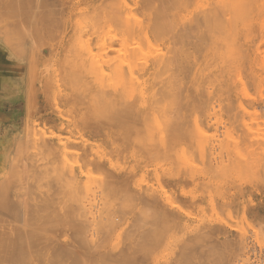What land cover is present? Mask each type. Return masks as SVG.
Returning a JSON list of instances; mask_svg holds the SVG:
<instances>
[{
  "label": "rangeland",
  "instance_id": "rangeland-1",
  "mask_svg": "<svg viewBox=\"0 0 264 264\" xmlns=\"http://www.w3.org/2000/svg\"><path fill=\"white\" fill-rule=\"evenodd\" d=\"M82 206L81 264H264V0H0V253L52 264Z\"/></svg>",
  "mask_w": 264,
  "mask_h": 264
},
{
  "label": "bare ground",
  "instance_id": "bare-ground-1",
  "mask_svg": "<svg viewBox=\"0 0 264 264\" xmlns=\"http://www.w3.org/2000/svg\"><path fill=\"white\" fill-rule=\"evenodd\" d=\"M158 15V14H157ZM162 15V14H161ZM126 17V16H125ZM161 17V16H160ZM186 17V16H185ZM221 17H220V11H214V12H212V13H209V14H203L202 15V17L201 18H199L198 20H197V18H196V21H193V23H191L192 21H190V23L191 24H189V22H188V24L187 25H189V26H187V30H185L184 31V33H182V36L181 35H179V36H181V37H179V39L177 38V40H179L177 43H178V45H177V47L175 48V50H176V52H175V54H177L178 56L182 53V54H185V53H183L185 50H184V48L186 49L187 48V46H189V45H187V44H191V40H189L190 38H189V34H190V37H191V34L192 33H194V32H197V33H201V30H202V28H203V26H210L211 24H215V23H217V22H220L221 21V19H220ZM135 18H132V21L134 20ZM125 20V21H124ZM123 21V23H127L128 24V27H130V28H134V24H135V22L133 23L130 19H124ZM138 20V19H137ZM193 20V19H192ZM140 21V20H139ZM142 21V20H141ZM132 22V23H131ZM157 22V21H156ZM159 23V22H158ZM165 23L166 22H164V25H165ZM136 24H137V21H136ZM191 25V26H190ZM125 26H127V25H125ZM138 26V25H137ZM167 26V25H166ZM165 26V27H166ZM185 26V27H186ZM163 29V28H162ZM157 30H159V29H157ZM165 30H166V28H165ZM183 31V30H182ZM162 32H164V31H162ZM181 32V31H180ZM177 35V34H176ZM196 35H199V34H195V35H193L194 37L196 36ZM192 36V37H193ZM173 37V36H172ZM192 37H191V39H192ZM175 38V37H174ZM197 38H198V36H196V40H197ZM195 40V39H194ZM174 41V40H173ZM175 42H176V39H175ZM195 42V41H194ZM194 42H192V44L194 43ZM173 44H174V42H173ZM195 44V43H194ZM193 44V45H194ZM186 46V47H185ZM138 47H139V49L141 50V48H140V46H136V48L138 49ZM173 47V46H172ZM139 49H138V51H139ZM127 50V49H126ZM129 50V49H128ZM133 50H135V48H133ZM171 50H173V48L171 49ZM131 51V50H130ZM129 51V52H130ZM137 52V50H135L134 51V53H136ZM140 53L142 52V50L141 51H139ZM173 52V51H172ZM128 53V52H127ZM130 53H132V51L130 52ZM133 53V54H134ZM143 53V52H142ZM171 53V52H170ZM189 54V53H188ZM173 55V54H172ZM177 55H175L176 56V58H177ZM186 55V54H185ZM129 56H132V54L130 55L129 54ZM141 56H142V54H141ZM174 56V55H173ZM172 56V59H174V57ZM171 57V56H170ZM169 57V58H170ZM180 58H181V56H179ZM184 57V56H183ZM187 57V56H186ZM185 58V57H184ZM171 59V58H170ZM170 59H168V60H170ZM171 59V60H172ZM168 60H167V62H168ZM181 60V59H180ZM188 60H189V57H188ZM147 61V60H146ZM174 61V60H173ZM173 61H172V63H173ZM183 61H184V59H183ZM182 62V61H181ZM180 62V63H181ZM186 62V61H185ZM171 63V61H170V65L172 64ZM168 64H169V62H168ZM186 64V63H185ZM187 65V64H186ZM163 67H161V68H164L165 66H166V64H165V66H164V64L162 65ZM168 66V65H167ZM173 66V65H172ZM176 66H177V64H176ZM183 66V65H182ZM169 67V66H168ZM169 68H171V67H169ZM179 68V67H178ZM180 68H182L181 67V65H180ZM165 69H167V68H165ZM165 69H164V72H165ZM175 69H176V67H175ZM183 69H185V68H183ZM188 69V68H187ZM163 70V69H162ZM170 70V69H169ZM173 70V69H172ZM157 71V70H156ZM160 71V70H159ZM167 71V70H166ZM176 71V70H175ZM177 71H178V69H177ZM179 71H181L180 69H179ZM184 71V70H183ZM158 72V71H157ZM173 72V71H172ZM185 72V71H184ZM162 73V72H161ZM174 73V72H173ZM176 73V72H175ZM178 73H180V72H178ZM182 73V72H181ZM154 74V73H153ZM177 74V73H176ZM139 75V73H137L136 71H133V70H131V69H129V70H127V68L125 67V92L127 93V91H128V88H131V84H132V82H130L129 80L130 79H136V77ZM156 75H157V73H156ZM158 75H159V73H158ZM157 75V76H158ZM173 75V74H172ZM175 75V74H174ZM179 75V74H178ZM182 75V74H181ZM184 75V74H183ZM153 76V75H152ZM184 76H186V75H184ZM159 77V76H158ZM181 77V76H180ZM176 79V78H175ZM148 80H149V82L150 81H152L151 80V75H150V78L149 79H147V81H146V86H147V83H148ZM157 80V79H156ZM156 80H154V81H156ZM178 80H180V79H178ZM122 81L124 82V80L122 79ZM169 81V80H168ZM171 81V80H170ZM175 82H176V80L174 81V84H173V87H174V85H175ZM182 82H183V80H182ZM181 82V83H182ZM173 83V82H172ZM180 83V82H179ZM164 85L161 87V88H163L165 85H167V84H165V83H163ZM168 85H170V84H168ZM181 85V84H180ZM152 86V85H151ZM194 86V85H193ZM151 87H149V89H150ZM167 88H168V86H167ZM167 88H166V90H167ZM174 89V88H173ZM169 90V89H168ZM167 90V91H168ZM172 90V89H171ZM163 92H165L164 90H162ZM175 91V90H174ZM172 93V92H171ZM175 93V92H174ZM174 95H176V94H173V96ZM175 97V96H174ZM181 101V100H180ZM179 101V102H180ZM177 103H178V100H177ZM45 147H46V145H45ZM48 147L50 148V146H49V144H48ZM48 147H47V149H48ZM52 147V146H51ZM51 149V148H50ZM52 150V149H51ZM48 153H50L49 151H48ZM52 153V152H51ZM63 168H61V170H62ZM65 169H67V168H65ZM64 169V171L62 170L61 171V173H62V175H64L65 177L66 176H70V177H75L74 176V172H72V170H70V169H67V170H65ZM72 169V168H71ZM74 169V168H73ZM70 170V171H69ZM74 173V174H73ZM107 173H110V172H107ZM112 171H111V173L110 174H108L107 176H108V178H109V182H110V180H112L111 182L113 183H115V181L112 179L113 177H115V176H111L110 177V175H112ZM72 174H73V176H72ZM76 175V174H75ZM115 180H116V178H115ZM117 182V181H116ZM226 204V206H228L229 204L228 203H225ZM228 204V205H227ZM93 206V205H92ZM223 206H224V204H223ZM83 208H85V207H80L78 210H79V212L81 213L82 211H84L83 210ZM81 210V211H80ZM165 211V210H164ZM164 211H163V215H165L164 216V220L163 221H166L165 220V217H167V213H165L164 214ZM86 212V211H85ZM85 212H82L84 215V218H85V215H90V214H85ZM81 213V214H82ZM158 213V212H157ZM161 213V212H160ZM92 214V213H91ZM12 215V214H11ZM10 215V216H11ZM162 215V214H161ZM81 216V215H80ZM93 216V215H92ZM159 216V215H158ZM157 216V217H158ZM12 217V216H11ZM10 217V218H11ZM109 217V216H108ZM160 217V216H159ZM159 217H158V219H159ZM171 217V216H170ZM81 218H82V216H81ZM83 218V219H84ZM94 218V217H93ZM111 218V217H110ZM115 218V217H114ZM144 218V217H143ZM142 218V219H143ZM153 218V217H152ZM14 219V218H13ZM113 219V218H112ZM146 219V218H145ZM170 219H172V218H170ZM86 220H87V218H85V220H83V221H80V220H78L77 221V223H76V229L77 230H74V232L76 233H74V234H72V236L74 237L73 238V240H74V242H71V247H70V245L69 246H65V247H67V248H64V247H60L61 249H58L59 247V245L57 246L58 248H55L56 250V252L55 251H53L52 250V252H55L56 253V255H54L53 254V257L55 256V258H52L53 259V261H48V262H53L52 264H63L64 262L66 263L67 262V259L68 258H74L75 260L77 259V261H75V262H73L72 260H71V262H73V264L74 263H76V262H78V264H81V263H79V261H83V262H86V261H84V259L86 260V257H84V255H83V253H81L80 251H79V249L80 248H84V250L85 249H87V248H90L91 249V247L94 245V242L99 238V237H96L97 239H94V237L93 238H89V237H87L86 236V234L87 233H89L87 230H89V228H87V227H90V226H93L92 224H91V222L89 223V221H87L86 222ZM99 220V219H98ZM98 220H97V222H98ZM107 220V219H106ZM144 220V219H143ZM168 220V219H167ZM174 220V217H173V219H172V221ZM94 221H95V219H94ZM104 221V220H103ZM108 221V220H107ZM112 221V220H111ZM160 221H162L161 219H160ZM138 222V221H137ZM166 222H170V221H166ZM174 222V221H173ZM172 222V223H173ZM104 223V222H103ZM107 223V222H106ZM141 223V222H140ZM140 223H139V225H140ZM145 223V222H144ZM147 223V222H146ZM156 223V222H155ZM158 223V222H157ZM97 224H99V223H97ZM154 224V223H153ZM171 224V223H170ZM104 225V224H103ZM157 225V224H156ZM156 225L154 226V227H156ZM164 225V224H163ZM163 225H161V226H163ZM174 225V224H173ZM177 225V224H176ZM75 226V225H74ZM95 226H96V223H95V225L93 226V227H91L90 228V231H91V229H93L94 230V228H95ZM98 226H100V225H98ZM97 226V227H98ZM138 226V225H137ZM150 226H151V224H150ZM168 226H169V224H168ZM11 227H13V226H11ZM73 227V226H72ZM13 228H16V227H13ZM18 228V227H17ZM100 228V227H99ZM104 228V227H103ZM103 228H101L102 230H104V232L106 231L105 229H103ZM110 228V227H109ZM152 228V227H151ZM150 228V229H151ZM73 229H75V227L73 228ZM96 229V228H95ZM98 229V228H97ZM101 229H99L101 232H102V236L104 235L103 234V231L101 230ZM108 229V228H107ZM148 229V228H147ZM159 229V228H158ZM160 229H161V227H160ZM166 229V228H165ZM92 230V231H93ZM99 230H97L98 232H100ZM109 230V229H108ZM146 230V229H145ZM149 230V229H148ZM147 230V231H148ZM152 230V229H151ZM168 230H170L171 231V229L170 228H168ZM12 231V230H11ZM15 231V230H14ZM26 231H28V230H26ZM26 231L24 230L23 232H24V237H22L23 238V240L21 239V237H19L18 236V234L17 233H19V232H16V237H15V235L13 234V236L16 238L13 242H11L10 243V241H9V243L7 242L8 240L6 239L5 240V242H7L8 244V246H6V247H3L4 248V250H3V248H1L2 249V251H1V256H2V258H3V260H8L7 261V264H15V262L16 261H18V262H20L22 259H26V258H24V253L26 252V251H24L25 250V248H28L27 247V244H28V242H29V235H25V233H26ZM32 231V230H31ZM77 231V232H76ZM96 231V230H95ZM144 231V230H143ZM158 231V230H157ZM161 231V230H160ZM170 231H168V232H170ZM33 232V231H32ZM87 232V233H86ZM97 232V233H98ZM111 232V231H110ZM142 232V231H141ZM150 232V231H149ZM165 232H167L166 230H165ZM167 232V233H168ZM31 233V232H30ZM34 233V232H33ZM106 233V232H105ZM171 233H173V232H171ZM4 234V233H3ZM2 234V235H3ZM20 234V233H19ZM110 234V233H109ZM138 234V233H137ZM166 234V233H165ZM6 234H4V236H5ZM9 235H11V234H9ZM35 235V234H34ZM92 235H94L93 233H92ZM98 235V234H97ZM112 235V234H111ZM168 235V234H167ZM173 235H174V233H173ZM13 236H10V237H12V239H13ZM17 236L21 239L20 241H19V239H17ZM21 236V235H20ZM23 236V235H22ZM101 236V237H102ZM109 236V235H108ZM156 236H158V235H156ZM166 236V235H165ZM164 236V237H165ZM169 236V235H168ZM170 236H172V234L170 235ZM199 236V235H198ZM205 236V235H204ZM8 237V236H7ZM34 237H36V236H34ZM106 237V236H105ZM110 237V236H109ZM159 237V236H158ZM33 238V237H32ZM111 238V237H110ZM134 238H136V237H134ZM145 238V237H144ZM169 238H171V237H169ZM196 238V237H195ZM198 238V237H197ZM11 239V238H10ZM9 239V240H10ZM101 239V238H100ZM102 239H104L103 237H102ZM101 239V240H102ZM143 239V238H142ZM168 239V238H167ZM187 239V238H186ZM1 240V239H0ZM4 240V239H3ZM2 240V241H3ZM17 240L20 242V243H18L17 242ZM31 240V239H30ZM35 240V239H34ZM105 240V239H104ZM209 240V239H208ZM245 240V239H244ZM66 241V240H65ZM76 241V242H75ZM144 241H145V239H144ZM149 241V240H148ZM162 241V240H161ZM34 242V241H33ZM68 242V241H67ZM99 242H100V240H99ZM109 242V241H108ZM143 242V241H142ZM146 242V241H145ZM165 242H166V240H165ZM2 243V242H1ZM1 243H0V245H1ZM29 243H31V242H29ZM102 243V242H101ZM104 243V242H103ZM107 243V242H106ZM144 243V242H143ZM150 243H153V241H150ZM159 243H161V242H159ZM187 243V242H186ZM224 243V242H223ZM5 244V243H4ZM147 244H149L148 242H147ZM155 244V243H154ZM213 244V243H212ZM225 244V243H224ZM223 244V245H224ZM31 245V244H30ZM95 245H98V244H95ZM95 245L93 246L95 249H93V247H92V250H96V247H95ZM137 245V244H136ZM142 245V244H141ZM150 245H152V244H150ZM164 244H162V246H163ZM167 245H169L168 244V242H167ZM171 245V244H170ZM169 245V246H170ZM166 246V245H165ZM2 247V246H1ZM33 247V246H32ZM55 247V246H54ZM174 247V246H173ZM176 247V246H175ZM30 248V247H29ZM123 248V247H122ZM148 248H149V246H148ZM160 248V247H159ZM166 248H168V246L166 247ZM114 249H115V247H114ZM121 249V248H120ZM124 249V248H123ZM158 249V248H157ZM187 249V248H186ZM190 249V248H189ZM193 249V248H192ZM28 251H29V249H27ZM122 250V249H121ZM141 250V249H140ZM164 250V249H163ZM115 251V250H114ZM116 251H117V248H116ZM124 252H125V250H123ZM142 251V250H141ZM143 251H144V248H143ZM24 252V253H23ZM51 252V253H52ZM78 252H80L81 254H79ZM86 251H84V253H85ZM120 252V251H119ZM123 252V256H125L124 253ZM169 252V251H168ZM112 253V252H111ZM115 253V252H114ZM117 253V252H116ZM144 253H146V252H144ZM86 254H87V252H86ZM127 254H129L128 252H127ZM126 254V255H127ZM141 254H143V252L141 253ZM140 254V255H141ZM165 254V253H164ZM170 254V253H169ZM179 254V253H178ZM52 255V254H51ZM114 255V254H113ZM121 255V254H120ZM37 256V255H36ZM86 256V255H85ZM88 256V255H87ZM103 256V255H102ZM112 256V255H111ZM148 256V255H147ZM167 256V255H166ZM51 257L52 256H50L49 258L51 259ZM100 257L101 256H99V259H98V261L100 260V262L103 260L102 259V257H101V259H100ZM107 256H105L104 255V258H106ZM142 257V256H141ZM192 257V256H191ZM2 258L0 257V259L2 260ZM98 258V257H97ZM96 258V259H97ZM130 258V257H129ZM179 258V257H178ZM31 259V258H30ZM64 259H66V260H64ZM94 259V258H93ZM92 259V260H93ZM120 259V258H119ZM69 260V259H68ZM89 260H91V258H89ZM91 260V264H95V263H98V261L96 260V261H92ZM130 260V259H129ZM133 260V259H132ZM141 260H142V258H141ZM146 260V259H145ZM170 260V259H169ZM204 260V259H203ZM35 261V260H34ZM114 261V260H113ZM126 261V260H125ZM208 261V260H207ZM71 262H69L70 264H72ZM87 262H88V259H87ZM90 262V261H89ZM99 262V264H101ZM132 262V261H131ZM172 262V261H171ZM188 262H190V261H188ZM0 263H2V261L0 262ZM3 263H4V261H3ZM64 263V264H65ZM108 263H109V261H108ZM177 263V262H176ZM180 263V262H179ZM20 264V263H19ZM51 264V263H50ZM83 264V263H82ZM88 264V263H87ZM90 264V263H89ZM104 264V263H103ZM122 264H123V262H122ZM181 264V263H180Z\"/></svg>",
  "mask_w": 264,
  "mask_h": 264
}]
</instances>
